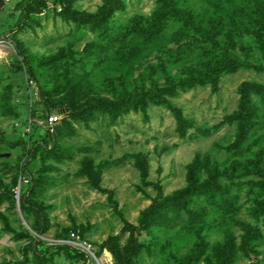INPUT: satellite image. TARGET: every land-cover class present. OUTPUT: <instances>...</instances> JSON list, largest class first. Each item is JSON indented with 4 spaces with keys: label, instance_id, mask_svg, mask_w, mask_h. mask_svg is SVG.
Listing matches in <instances>:
<instances>
[{
    "label": "rangeland",
    "instance_id": "rangeland-1",
    "mask_svg": "<svg viewBox=\"0 0 264 264\" xmlns=\"http://www.w3.org/2000/svg\"><path fill=\"white\" fill-rule=\"evenodd\" d=\"M105 1L0 0V264H264V0Z\"/></svg>",
    "mask_w": 264,
    "mask_h": 264
},
{
    "label": "trees",
    "instance_id": "trees-1",
    "mask_svg": "<svg viewBox=\"0 0 264 264\" xmlns=\"http://www.w3.org/2000/svg\"><path fill=\"white\" fill-rule=\"evenodd\" d=\"M119 5L120 4L117 0H106L105 6L102 8L101 14L99 16L93 17L92 19H91V15L89 14L78 16L75 11H71V10L70 11L65 10V11L74 20L78 21L84 18L85 16H87L89 18V21L92 22V24L98 25L102 22H106L107 18L110 16V13L113 12V10L116 7H119ZM168 16L173 17L182 22H185L184 24H187L189 26L191 25L194 30L197 29V25L193 23L192 17L190 15L188 16L187 13L181 12L177 7L169 4L165 12L160 17H157L154 23H152L149 26L142 27L139 32L141 34H147L150 31L158 29L160 26L156 28V25H158V23H161L160 21L161 19H166ZM196 31L202 34V31H199V30H196ZM241 64L242 62L234 58L232 54L227 49L224 48L223 53L220 55V58L217 61L216 69H219L221 67V69H223L224 71L234 70V69H237L239 66H241ZM213 73L211 72V69H210L209 72L207 73H201V75H199L197 79L200 78L202 79V81H204L205 79L213 75ZM65 85L73 86L72 83L70 84V79L67 80V82H65ZM73 89H76V88H73ZM148 97H151V93L147 91H144L141 93H134V94H130L126 92H119L114 95L113 99H109L107 97L90 98L83 104L79 103L80 101L79 102L77 100L74 101V98L72 97L69 99V101L71 102L69 104L73 108V111H76L79 109L80 111H85V112L88 111L90 114L92 113L94 114L95 110L97 112L98 110H101L102 108L104 109V112L109 111L114 116H116L117 111H118L117 108L118 109L120 108L121 111H125V112L132 110V109L137 110L140 108L142 109L145 108L147 105ZM242 109H244L242 110L243 115H241V119H239V122H238V127H239L238 136L239 137H243L244 134L247 133L248 127L252 126V123H251L252 122V114H251L252 112L247 107V104L246 106H243ZM50 113H53V112H50ZM57 131H58V124L55 127V131L51 135H48V134L47 135L53 136ZM203 186H204V183L201 185H195V186L193 185L189 187L186 190V192H194V191H196L197 193L201 192L203 189ZM207 189H210V185L207 187Z\"/></svg>",
    "mask_w": 264,
    "mask_h": 264
},
{
    "label": "built area",
    "instance_id": "built-area-1",
    "mask_svg": "<svg viewBox=\"0 0 264 264\" xmlns=\"http://www.w3.org/2000/svg\"><path fill=\"white\" fill-rule=\"evenodd\" d=\"M60 118L61 117L59 114L53 112V113L46 115L44 120H42L41 123L44 124L48 135H51L55 131V127L59 123ZM24 181L28 182V179ZM88 258H89L88 264H99V260L94 254V252L89 251Z\"/></svg>",
    "mask_w": 264,
    "mask_h": 264
}]
</instances>
